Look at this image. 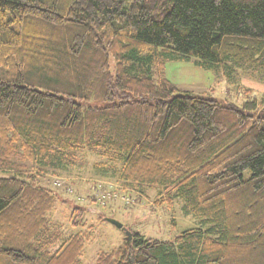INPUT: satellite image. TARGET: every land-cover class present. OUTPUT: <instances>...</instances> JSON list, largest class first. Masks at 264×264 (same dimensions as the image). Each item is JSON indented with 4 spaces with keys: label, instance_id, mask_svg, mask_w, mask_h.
<instances>
[{
    "label": "trees",
    "instance_id": "16d2710c",
    "mask_svg": "<svg viewBox=\"0 0 264 264\" xmlns=\"http://www.w3.org/2000/svg\"><path fill=\"white\" fill-rule=\"evenodd\" d=\"M190 59L264 77V0H0V264H81L87 212L63 237L37 179L84 151L196 223L167 241L132 230L94 264H264V96L180 92L166 63Z\"/></svg>",
    "mask_w": 264,
    "mask_h": 264
},
{
    "label": "rangeland",
    "instance_id": "374dc122",
    "mask_svg": "<svg viewBox=\"0 0 264 264\" xmlns=\"http://www.w3.org/2000/svg\"><path fill=\"white\" fill-rule=\"evenodd\" d=\"M231 68L226 77V70H206L196 60L190 59L187 62L166 63L165 75L180 92H189L222 104L239 106L245 100L241 90H249L251 96L258 99L264 96V77L261 72ZM103 161L95 153L84 151L77 155L76 163L67 173L46 174L37 179L40 185H46L58 197L51 215L56 232L64 237L93 226L91 238L86 242L80 257L81 264H94L100 252H109L121 245L132 230L146 239L167 241L181 231L196 226L179 201H173L171 206L156 205L159 198L156 190L145 189L144 193H138L125 189L117 182L114 170L107 169L109 163H104L105 170L97 166ZM105 194L109 196L108 199L99 198ZM99 201H104L103 205ZM74 206L87 212L84 214L86 227L71 225L75 220L71 217ZM76 219L81 221V217ZM104 219L116 220L122 224V229H117Z\"/></svg>",
    "mask_w": 264,
    "mask_h": 264
},
{
    "label": "water",
    "instance_id": "95a60500",
    "mask_svg": "<svg viewBox=\"0 0 264 264\" xmlns=\"http://www.w3.org/2000/svg\"><path fill=\"white\" fill-rule=\"evenodd\" d=\"M106 222L110 223L111 225H113L114 227H116L117 229H122V224L117 222L114 219H106Z\"/></svg>",
    "mask_w": 264,
    "mask_h": 264
},
{
    "label": "built area",
    "instance_id": "2783aa9c",
    "mask_svg": "<svg viewBox=\"0 0 264 264\" xmlns=\"http://www.w3.org/2000/svg\"><path fill=\"white\" fill-rule=\"evenodd\" d=\"M109 191H112V189L111 190H109ZM105 191H103L102 193H104ZM106 193V192H105ZM115 194V193H114ZM100 199H103V200H106V199H108L109 198V196H106V194L104 195V196H102V197H99ZM100 203H102V205H103V202L102 201H99Z\"/></svg>",
    "mask_w": 264,
    "mask_h": 264
}]
</instances>
